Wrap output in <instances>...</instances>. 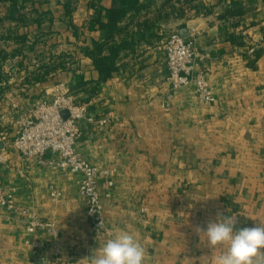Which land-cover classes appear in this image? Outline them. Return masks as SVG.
Masks as SVG:
<instances>
[{"label":"crops","instance_id":"0c3cea01","mask_svg":"<svg viewBox=\"0 0 264 264\" xmlns=\"http://www.w3.org/2000/svg\"><path fill=\"white\" fill-rule=\"evenodd\" d=\"M173 31L196 35L216 103L187 87L166 108ZM0 59V175L20 208L56 224L55 236L36 235L49 264L55 244L62 264H86L120 230L145 248L144 264H212L223 249L201 243L196 225L217 212L237 227L264 221V0H0ZM59 84L94 117L77 151L113 173L109 233L92 229L80 175L12 147L20 116ZM33 237L19 213H1L0 264H32Z\"/></svg>","mask_w":264,"mask_h":264},{"label":"built area","instance_id":"2783aa9c","mask_svg":"<svg viewBox=\"0 0 264 264\" xmlns=\"http://www.w3.org/2000/svg\"><path fill=\"white\" fill-rule=\"evenodd\" d=\"M164 48L169 83V90L164 97L166 108L171 107L175 92L187 87L193 88L202 102L216 103L218 99L207 73L198 69L200 54L196 46V35L191 32L189 37H183L178 31H173L167 37ZM250 53L254 55L255 48ZM63 112H67V116ZM84 120L94 121V117L87 113L83 104L77 102L72 92L59 84L52 99L37 101L20 116L12 147L26 161L35 162L52 171H69L80 175L78 192L86 201L90 225L95 232L109 233L104 219L103 199L112 197L115 181L110 169L89 162L77 151V142L83 134L81 122ZM99 122L106 125L108 121L100 119ZM6 160L5 148H0V164ZM15 196L16 191L7 188L0 175V215L19 213L27 233L34 236L32 241H27L32 244L34 251L32 264H49V259L42 253L47 243L36 235L44 231L55 236L56 224L29 209L20 208L15 202ZM51 196H58L54 185H51ZM59 253L60 247L55 244L50 264H62L58 260Z\"/></svg>","mask_w":264,"mask_h":264},{"label":"clouds","instance_id":"9594fccd","mask_svg":"<svg viewBox=\"0 0 264 264\" xmlns=\"http://www.w3.org/2000/svg\"><path fill=\"white\" fill-rule=\"evenodd\" d=\"M238 218L217 212L206 226L196 225L195 234L212 250L223 249L212 264H264V221L252 227H237ZM145 248L134 234L120 230L103 246L81 261L86 264H144Z\"/></svg>","mask_w":264,"mask_h":264},{"label":"trees","instance_id":"16d2710c","mask_svg":"<svg viewBox=\"0 0 264 264\" xmlns=\"http://www.w3.org/2000/svg\"><path fill=\"white\" fill-rule=\"evenodd\" d=\"M11 1H12V4H14V5H17L18 4V0H11ZM114 14H117V13L116 12H112L111 13V15H112L111 17H113ZM1 61L2 60L0 59V64H1ZM0 78H1V75H0Z\"/></svg>","mask_w":264,"mask_h":264},{"label":"water","instance_id":"95a60500","mask_svg":"<svg viewBox=\"0 0 264 264\" xmlns=\"http://www.w3.org/2000/svg\"><path fill=\"white\" fill-rule=\"evenodd\" d=\"M183 37H186V36H184L183 34H181ZM63 114L65 115V116H67V112H63Z\"/></svg>","mask_w":264,"mask_h":264},{"label":"rangeland","instance_id":"374dc122","mask_svg":"<svg viewBox=\"0 0 264 264\" xmlns=\"http://www.w3.org/2000/svg\"><path fill=\"white\" fill-rule=\"evenodd\" d=\"M5 1V0H4ZM6 1H8V2H11L12 3V1L11 0H6Z\"/></svg>","mask_w":264,"mask_h":264}]
</instances>
